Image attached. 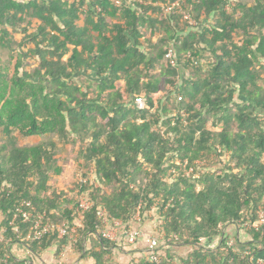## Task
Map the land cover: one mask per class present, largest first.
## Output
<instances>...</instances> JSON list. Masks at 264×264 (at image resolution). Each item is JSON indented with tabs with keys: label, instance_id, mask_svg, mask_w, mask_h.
Returning a JSON list of instances; mask_svg holds the SVG:
<instances>
[{
	"label": "trees",
	"instance_id": "16d2710c",
	"mask_svg": "<svg viewBox=\"0 0 264 264\" xmlns=\"http://www.w3.org/2000/svg\"><path fill=\"white\" fill-rule=\"evenodd\" d=\"M143 1L90 0L83 12L85 0H0L7 95L0 111V230L7 232L0 264H27L11 257L10 246L37 221H72L90 188L94 205L78 245L83 259L82 238L97 235L99 208L126 224L140 205L151 211L159 201L165 238L197 248L185 264H252L225 242L227 229L254 221L264 207V0H229L230 12L227 0ZM174 3L180 5L166 15ZM170 49L176 68L164 60ZM14 54L16 71L6 81L2 61ZM138 99L144 108L137 109ZM60 143H79L76 172L93 170L103 188L83 171L89 183L51 189L65 170ZM224 155L227 165L198 177V161L210 168ZM172 169L177 178L169 182ZM24 202L35 211L16 232L10 222L18 209L29 210ZM244 234L249 246H264L262 231ZM220 235L216 247L200 244ZM97 240L102 249L90 256L112 264L106 257L117 244ZM64 244L56 234L24 243L36 259L54 247L58 256Z\"/></svg>",
	"mask_w": 264,
	"mask_h": 264
},
{
	"label": "built area",
	"instance_id": "2783aa9c",
	"mask_svg": "<svg viewBox=\"0 0 264 264\" xmlns=\"http://www.w3.org/2000/svg\"><path fill=\"white\" fill-rule=\"evenodd\" d=\"M128 1L132 2L134 0H128ZM227 1H228V5L226 8L227 10H230L232 4H229V0ZM114 2L117 5L120 4L119 0H116ZM172 6L173 7L166 9V12H171L173 8H176L178 6V4L176 3L173 4ZM172 56L173 54L171 52L167 55L169 59H171ZM82 184H87V180H85V178H80L79 185ZM93 205H94L93 201L86 192L81 194L77 200L76 207L74 209V219L72 222L67 221V224H63L62 226L51 225L48 223L42 224L40 222H36L33 224L31 228V234L27 235L28 239L40 241L46 235L56 234L57 238L61 240H65V246L68 247V249L70 248L75 249L78 243L77 238L79 237V229L83 227L84 220L86 219L87 214L91 211ZM22 206L24 207L26 206L27 208H29V210L18 209L17 213L14 215L12 221L10 222V226L12 228H15L16 232H18L16 223H18L19 221L22 222V224L30 223V220L33 216L34 208L32 207L31 203L27 202L22 204ZM97 217L100 221V224L99 226L96 227V231L101 239L117 242L118 238H121L122 240L126 241L128 244L134 245L137 243L138 240L146 238L144 233L138 229H128L118 233L119 229L115 228V225H117L118 227V223H120L121 221L108 220L106 210L104 208L98 209ZM233 227L239 232H247L254 230L256 232L262 231V233L264 234V207L259 210V212L257 213V218L254 221L243 222ZM4 233L6 234V230L0 233V244L4 242V236H3ZM173 239L177 240V237L173 236ZM145 240L147 242V247H148L149 263L161 264V254L159 252L160 242L169 243L170 240L172 239L170 238L166 239L165 236L162 235L161 238L153 236V237H147V239ZM236 241L237 240L235 238L227 239L225 245L229 251L233 252L235 255L240 257L241 260L251 257L252 264H264L263 245L259 244V246L261 247H257V248L253 246H246L244 248H239L236 245L237 243ZM260 250L263 252H261ZM63 255L64 253L61 254L62 257Z\"/></svg>",
	"mask_w": 264,
	"mask_h": 264
},
{
	"label": "crops",
	"instance_id": "0c3cea01",
	"mask_svg": "<svg viewBox=\"0 0 264 264\" xmlns=\"http://www.w3.org/2000/svg\"><path fill=\"white\" fill-rule=\"evenodd\" d=\"M154 41H156V37L153 38ZM54 178L51 181V189H58L62 191V189L58 188V186H55V182L60 179ZM59 185V184H58ZM69 186L62 187L63 191H68ZM69 188V189H65ZM51 192V191H50ZM1 222V218H0ZM115 228L119 229L118 233L124 230L128 229H138L131 226V223H123L120 222L117 225H115ZM139 230V229H138ZM144 233L145 239L147 237H153L152 232L145 228L144 230H140ZM229 238H235L237 241L236 245L239 248H244L246 245H249L250 239L248 235L241 234L237 232L234 227H230L227 229ZM99 238L97 235L92 236H86L83 237V253L87 256L83 259L80 250L78 249V246L75 249H68V247L64 248L61 252V254L64 253L63 257L60 259L59 256H56V248H50L47 252H44L41 255V258L36 259L32 252L29 250V248L24 245L21 242H18L16 244H13L10 246V254L11 257L16 259L17 261H22L25 263L30 264H96V261L90 256V252L101 251V243L97 240ZM145 239H140L137 241L136 244L130 245L126 241L122 240L121 238H118L117 246L113 248L112 254L110 257H106L108 259L109 263L112 264H148L147 262V242ZM217 241H212L210 243H206L204 240L200 241V244L202 246L209 245L211 247H216L218 243ZM80 244V241H79ZM78 244V245H79ZM208 246V247H209ZM258 246V245H257ZM206 247V246H205ZM196 246H185V245H178L175 243V241L170 240L169 244H164L160 247V253L164 257V260L166 261V264H185L190 257L192 256L193 252L195 251ZM32 261V262H31Z\"/></svg>",
	"mask_w": 264,
	"mask_h": 264
},
{
	"label": "rangeland",
	"instance_id": "374dc122",
	"mask_svg": "<svg viewBox=\"0 0 264 264\" xmlns=\"http://www.w3.org/2000/svg\"><path fill=\"white\" fill-rule=\"evenodd\" d=\"M17 1H21V0H17ZM84 9L87 10V7H85ZM231 9H232V7H231ZM231 9H230V11H231ZM100 12H101V10H99L98 13H100ZM18 38H20V37L18 36ZM21 38H22V36H21ZM29 47H31V46L29 45L27 48H29ZM19 57L20 56H18L16 54H14V56L12 58L8 55L4 56L3 61H2L3 71H4L3 73L5 75L4 80L9 81V79H11L14 76V73L16 71L17 60L19 59ZM205 59H206V57L204 58V60ZM31 66L32 67L35 66L34 60H33V62H30V68H31ZM19 73L21 74V71ZM2 81H3V79H2ZM4 88H6V86L3 83L2 85H0V111L4 107V104L6 102V97H7V95H5V97H4ZM155 97H158V96L156 95ZM220 130H221L220 127H218V129H216V131H220ZM44 139L45 138H41V140H44ZM39 141H40V138H35L33 140H31V139H27V140L20 139L19 144L20 145H32V144L38 143ZM79 149H80L79 143L76 145H68V146H64L62 144L59 145L58 156L61 159L60 165L64 166L65 170H64L63 174L61 175V178L55 182V186L56 187L58 186V188H60L62 190H63L62 187H67L69 185H70L69 188H74V184L76 182H79L80 178H84L82 175L83 171H84V172H89V174L92 176L93 180L89 181L91 185H92V183H94L95 188H98V187L103 188L99 181L96 182V180H95L96 177L94 175L93 170H88V169L82 168L81 171L76 172V170H78V168H79V164L80 165L83 164V162L81 160H78ZM227 159H228V157H226V155L222 156L221 158H218L219 161H217V163L212 159L211 162H215V164L211 165L210 168H208L209 166L207 163L205 165V162H199L198 161L197 162V164H198L197 169H199L198 177L200 176L201 173L207 172L209 169L211 172H213L215 170L222 169L225 165H227V163H229L227 161ZM167 163H168V159L164 163V167L168 166ZM220 163H223L224 166L221 165ZM177 164L179 165L178 162H177ZM192 172H193V170L189 169V172L186 173V175L187 174L190 175V173H192ZM171 173H172V176L166 178V180H168L169 182H172L173 180H175L177 178V174H175L173 169L171 170ZM78 175H79V178H77ZM88 179H89V177H88ZM69 188H65V189H69ZM198 189H201V187H198ZM86 193L91 198V193H92L91 188ZM160 208H161V205H159V201L156 202V205L152 206L151 211L142 210L141 205H140L138 207L135 215H133V217L129 221L131 223V226L138 228L139 230H144L145 228H147L148 230H150V232H152V234H155L153 236L161 238L162 235H164L163 234V232H164L163 231L164 221H163V219H161L160 215L162 214V212L164 214V210L161 211V214H159ZM57 225H60V223ZM221 240H222V236L220 235V236L216 237L213 241H217L216 243H219Z\"/></svg>",
	"mask_w": 264,
	"mask_h": 264
},
{
	"label": "clouds",
	"instance_id": "9594fccd",
	"mask_svg": "<svg viewBox=\"0 0 264 264\" xmlns=\"http://www.w3.org/2000/svg\"><path fill=\"white\" fill-rule=\"evenodd\" d=\"M86 1V3L87 4H85L82 8H81V10L83 11V12H87L88 11V3H89V1L90 0H85ZM114 1H116V0H112V3L115 5V6H120L121 5V0H119L120 1V4L119 5H117V4H115V2ZM128 1V0H127ZM135 1V0H134ZM142 1V2H141ZM145 1H143V0H139V3L140 4H143ZM128 3L129 4H131V3H133V2H130V1H128ZM184 3V2H183ZM174 4H176V3H174ZM232 4V6L231 7H233V3H231ZM173 4H171L170 6H168L166 9H168V8H170V7H173L172 6ZM180 4H178V6H179ZM177 6V7H178ZM85 7H87V10H85L84 8ZM176 7V8H177ZM176 8H173L172 10H174V9H176ZM166 9H163V10H165V14L167 15V13L168 12H166ZM231 9V8H230ZM99 10H101L100 8H96V12L98 13L99 12ZM225 10L227 11V12H230V10H227V8H225ZM188 22H189V26L190 27H193V26H196V22H194L193 21V19H189L188 20ZM172 53L173 54V56H172V58L171 59H169L168 57H167V55L169 54V53ZM176 54H175V52H174V50H172V49H170L169 51H168V53L165 55V58H164V60H165V62L167 61L172 67H177V59H176ZM186 57V56H185ZM135 106L137 107V109H142V108H144L145 107V100L144 99H138V100H136V103H135ZM79 178V177H78ZM87 180V183H88V179H86ZM77 184H79V182H76ZM24 203H27V202H24ZM24 203H22V204H24ZM77 203V202H76ZM76 207V206H75ZM35 211V210H34ZM45 215V212L44 213H42V214H40V216H38V219H42L43 218V216ZM33 217V216H32ZM39 217H41V218H39ZM74 219V218H73ZM68 222H72V221H69V220H67ZM67 221L65 220L64 222H62V223H60V225H58V226H62L63 224H67ZM37 222H40V223H42V221H37ZM27 224H29V223H27ZM42 224H47V223H42ZM48 224H51V223H48ZM51 225H57V224H55V223H52ZM83 225H84V223H83ZM83 228V227H82ZM81 228V229H82ZM81 229H79V237L77 238L78 239V243H77V246H78V244H79V241H80V237H81V234H80V230ZM2 231H5V230H0V233L2 232ZM239 232V231H238ZM239 233H241V234H244L245 232H239ZM6 234H7V232H6ZM29 234H31V228H30V231H29ZM28 234V235H29ZM49 235H51V234H49ZM98 235V234H97ZM3 236H4V242H5V240H6V236H5V233L3 234ZM99 237V236H98ZM177 237V236H176ZM170 239H172V241H174L175 239H173V237L172 238H170ZM228 239H229V237H228ZM42 240V239H41ZM61 240V239H60ZM177 240H178V237H177ZM26 241H35V240H32V239H28V237H27V235H26V237L24 238V239H22L21 240V243H25ZM64 242H65V240H63ZM107 241H109V240H107ZM227 241V240H226ZM251 241V240H250ZM3 242V243H4ZM110 242H112V241H110ZM2 243V244H3ZM114 243H117V242H114ZM164 244H169V243H163V242H160V247L162 246V245H164ZM249 244V243H248ZM258 245V246H257ZM260 245H262V243L260 244ZM76 246V247H77ZM246 246H249V245H246ZM160 247H159V252H160ZM253 247H261V246H259V244H256L255 246H253ZM64 248H66V246H65V244H64V246H63V248H62V250L64 249ZM147 249H148V247H147ZM257 250V249H256ZM261 251V250H260ZM62 252V251H61ZM10 254V253H9ZM161 254V253H160ZM11 255V254H10ZM59 257H60V259L62 258V256H61V253L58 255ZM147 260L149 261V256H148V250H147ZM161 261H162V255H161Z\"/></svg>",
	"mask_w": 264,
	"mask_h": 264
}]
</instances>
